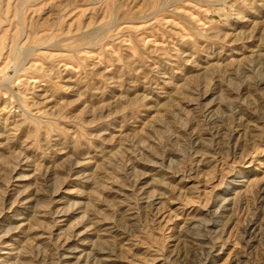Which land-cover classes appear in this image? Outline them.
I'll return each instance as SVG.
<instances>
[{
    "label": "rangeland",
    "instance_id": "obj_1",
    "mask_svg": "<svg viewBox=\"0 0 264 264\" xmlns=\"http://www.w3.org/2000/svg\"><path fill=\"white\" fill-rule=\"evenodd\" d=\"M0 264H264V0H0Z\"/></svg>",
    "mask_w": 264,
    "mask_h": 264
}]
</instances>
